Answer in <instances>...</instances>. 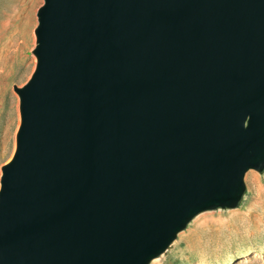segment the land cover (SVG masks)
<instances>
[{"label":"water","instance_id":"95a60500","mask_svg":"<svg viewBox=\"0 0 264 264\" xmlns=\"http://www.w3.org/2000/svg\"><path fill=\"white\" fill-rule=\"evenodd\" d=\"M2 167L0 264H152L264 173V0H45Z\"/></svg>","mask_w":264,"mask_h":264},{"label":"rangeland","instance_id":"374dc122","mask_svg":"<svg viewBox=\"0 0 264 264\" xmlns=\"http://www.w3.org/2000/svg\"><path fill=\"white\" fill-rule=\"evenodd\" d=\"M45 0H0V188L21 124L20 99L37 60L35 30ZM247 195L235 209L199 215L152 264H264V173L246 175Z\"/></svg>","mask_w":264,"mask_h":264}]
</instances>
